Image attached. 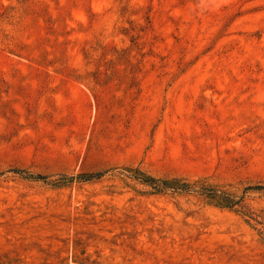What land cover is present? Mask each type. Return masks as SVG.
Returning <instances> with one entry per match:
<instances>
[{
    "label": "rangeland",
    "instance_id": "obj_1",
    "mask_svg": "<svg viewBox=\"0 0 264 264\" xmlns=\"http://www.w3.org/2000/svg\"><path fill=\"white\" fill-rule=\"evenodd\" d=\"M0 264H264V0H0Z\"/></svg>",
    "mask_w": 264,
    "mask_h": 264
},
{
    "label": "crops",
    "instance_id": "obj_2",
    "mask_svg": "<svg viewBox=\"0 0 264 264\" xmlns=\"http://www.w3.org/2000/svg\"><path fill=\"white\" fill-rule=\"evenodd\" d=\"M17 78V76L15 77ZM56 81H51V84H55ZM31 90H29L28 92H30ZM31 93L35 96H41L40 91H31ZM67 94V92L63 91L62 89H57L55 86H51L49 87L47 90L44 91V93L42 95L44 96H50L53 97L54 99H57L61 96H65Z\"/></svg>",
    "mask_w": 264,
    "mask_h": 264
}]
</instances>
